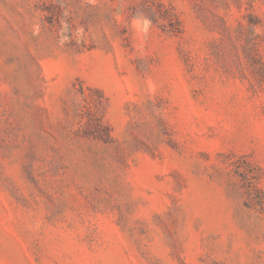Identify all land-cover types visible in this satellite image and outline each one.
<instances>
[{"label": "rangeland", "instance_id": "obj_1", "mask_svg": "<svg viewBox=\"0 0 264 264\" xmlns=\"http://www.w3.org/2000/svg\"><path fill=\"white\" fill-rule=\"evenodd\" d=\"M0 264H264V0H0Z\"/></svg>", "mask_w": 264, "mask_h": 264}]
</instances>
